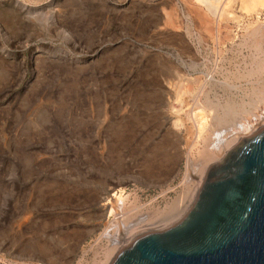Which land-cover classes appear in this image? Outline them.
I'll return each mask as SVG.
<instances>
[{"label": "rangeland", "instance_id": "374dc122", "mask_svg": "<svg viewBox=\"0 0 264 264\" xmlns=\"http://www.w3.org/2000/svg\"><path fill=\"white\" fill-rule=\"evenodd\" d=\"M247 4L0 0V264H102L120 216L141 236L188 211V175L224 156L212 131L264 127V7Z\"/></svg>", "mask_w": 264, "mask_h": 264}, {"label": "water", "instance_id": "95a60500", "mask_svg": "<svg viewBox=\"0 0 264 264\" xmlns=\"http://www.w3.org/2000/svg\"><path fill=\"white\" fill-rule=\"evenodd\" d=\"M110 264H264V127L209 165L188 211Z\"/></svg>", "mask_w": 264, "mask_h": 264}, {"label": "bare ground", "instance_id": "6f19581e", "mask_svg": "<svg viewBox=\"0 0 264 264\" xmlns=\"http://www.w3.org/2000/svg\"><path fill=\"white\" fill-rule=\"evenodd\" d=\"M198 2H200L201 4L205 5L206 8L210 11L215 12L216 11V1L219 0H197ZM250 2V1H248ZM246 4H247V0H246ZM262 4V5H261ZM258 5L263 6L264 7V2H262L261 0H255V1H251L249 4H247L246 9H248L247 11H252V9L254 10L255 7H257ZM242 7V6H241ZM240 7V8H241ZM244 7V8H245ZM258 10V9H257ZM250 11V12H251ZM213 15H215V13H213ZM217 12V11H216ZM249 13V12H248ZM206 17V16H205ZM206 19V18H205ZM202 20V19H200ZM200 22V21H199ZM216 25V24H215ZM203 26V25H202ZM207 31V30H206ZM253 31V30H252ZM219 32V31H218ZM209 33V32H208ZM212 36V35H211ZM229 39V38H227ZM223 44V43H222ZM216 52V51H215ZM217 54V53H216ZM254 68V67H253ZM246 74V73H245ZM245 78V77H244ZM177 79V78H176ZM211 76H209V80H211ZM261 82V81H260ZM223 86V85H222ZM185 95V94H184ZM251 107V106H250ZM253 107V106H252ZM234 108V107H233ZM262 109V108H261ZM259 110V108H258ZM262 112V111H261ZM203 113V112H202ZM234 113V112H233ZM250 113V112H249ZM248 117V116H247ZM261 115H254V116H249L248 119L242 121H236L235 123H233V125L231 127H229L228 129L225 128L223 129V131H216L213 130L215 132L212 131L211 135H210V143H209V148L210 151L216 153L217 155L220 154L219 156L222 157V155L225 156V154L231 150V145L232 142L234 141V139L238 140H242L244 139V137L246 138V133L248 132H252V130H255V126L258 127V124L260 123V121L258 123H256L258 121V118L260 119ZM236 118V117H235ZM264 118V116L262 117ZM202 121V120H201ZM256 124V125H255ZM260 125V124H259ZM261 126V125H260ZM222 128V127H221ZM258 129V128H257ZM201 130V129H200ZM198 130V132L200 131ZM203 131V130H201ZM198 135V134H197ZM234 143V142H233ZM223 156V158H224ZM190 158V157H189ZM189 162H192L191 160H189ZM193 164V163H192ZM188 164L189 168L187 169L188 174L189 173H196L197 176L195 177L194 175H188L187 179L190 180L191 178H193L192 180L194 182H196V186L194 189V193H193V197H192V202H194V199L201 187V184L204 181L205 178V174L206 171L205 169H199L198 171L195 172V168H194V164ZM191 171V172H190ZM188 183V182H187ZM120 202V201H119ZM191 202V203H192ZM193 204V203H192ZM191 204V205H192ZM129 216V213H126V216L122 215L120 216V221L118 220V222L115 224V227L117 228V234L115 237H109V232L112 231V227H108V229L104 232V237L108 239V241L110 242V245H112V248L109 246V249L107 250V253L109 254L107 261H105L102 264H110L112 259L114 258V256L116 255V253H118L117 248H114V246L116 245V243L118 242V240L123 241V245H121V247H124L126 245H129V243L131 241H133L135 238H137L139 236V234H142L141 232H137V230H141L142 231V227H139L142 223L141 219L140 221L137 222H127L126 218ZM115 223V222H114ZM142 226H147V224L142 225ZM114 227V228H115ZM145 228V227H143ZM154 228V227H152ZM115 230V229H114ZM116 249V250H115ZM122 249V248H121ZM114 250V251H113ZM111 252H113L111 254Z\"/></svg>", "mask_w": 264, "mask_h": 264}]
</instances>
